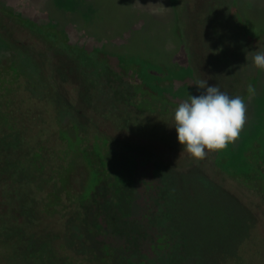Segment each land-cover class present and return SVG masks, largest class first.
I'll use <instances>...</instances> for the list:
<instances>
[{
    "label": "rangeland",
    "instance_id": "obj_1",
    "mask_svg": "<svg viewBox=\"0 0 264 264\" xmlns=\"http://www.w3.org/2000/svg\"><path fill=\"white\" fill-rule=\"evenodd\" d=\"M101 4V14L112 21L98 18L92 24L91 7L81 26L71 10L75 0H0L1 10L55 31L50 42L20 32V19L4 25L0 19V239L17 228L48 235L47 213L81 217L83 195L98 188L93 195L106 211L97 216L104 226L97 248L103 254L105 244L113 247L115 264H264V71L252 63V55L264 51V0ZM11 31L19 32L18 40ZM105 74L126 96L136 93L134 106H122L108 118L114 119L111 134L123 131L140 144L153 138L155 155L127 150L94 126L96 118L102 126L101 108L92 105L101 104L95 90ZM198 79L245 99L247 121L234 144L197 160L177 143L171 114L162 123L155 115L154 121L134 119L147 126L123 128L122 117L139 109L145 91L159 102L153 111L163 113L162 105L176 109L190 94L198 95ZM248 85L256 90L250 101ZM63 152L75 162L61 179L56 204H50V184L27 169L39 172V163L49 169L52 157ZM38 201L48 204L39 212L45 221L25 223L17 213H32L27 209ZM58 238L63 241L56 236L55 243ZM65 240L61 250L70 264H98L77 238ZM124 247L132 251L120 255L117 249ZM6 255L0 251V264L28 263Z\"/></svg>",
    "mask_w": 264,
    "mask_h": 264
},
{
    "label": "trees",
    "instance_id": "obj_2",
    "mask_svg": "<svg viewBox=\"0 0 264 264\" xmlns=\"http://www.w3.org/2000/svg\"><path fill=\"white\" fill-rule=\"evenodd\" d=\"M0 19L2 20L1 23L4 25V24H7L6 21L7 20L9 21L10 19H13L14 21L17 20L16 24H18V19H20V18L15 16L12 13H9L5 10L0 9ZM20 21H21V22H19V26L21 28L20 32L23 30H26L27 33H33V34L36 33V36L46 37V38L50 39V40L48 39L50 42L51 41L54 42V40H53L54 37H51L50 35L55 33V31H52L49 34L48 30L46 29L47 26H49V25H46V27H45V25L37 24L35 22L30 21V23H29L25 19L24 20L20 19ZM9 34L12 36L13 39H17V40L19 39V38H17V35L19 34V32L13 33L11 31ZM58 70H59V68H58ZM105 77L106 78L102 80L104 82V84L105 83L108 84L106 82V80L112 81V77H110V76L108 77L106 74H105ZM100 80H101L100 77L98 79H95V81H100ZM103 82L97 83L98 84L97 87L99 89L97 88V90H95V91H98L99 96H101V100H100L101 104H96L95 103L96 100H93L95 105H92V108L94 107L95 110L98 112L100 111V108H101L100 113H102V114H101L100 121L102 122L101 123L102 126L98 125L99 120H97V118L95 120H92L88 116V119L93 121L94 126L99 127L100 132H102L103 134L110 137L113 141L118 142L119 144L125 146L127 150L136 151L139 155H142L143 157H145L146 155H148V156L149 155H155L157 153L156 150L158 148L155 145L156 140H154L153 138H150V141H148L146 143L140 144V143H137L136 141H134L133 139L126 137L127 135L126 136H125V134L123 135V133H124L123 131H121V133H119L117 135L111 134L110 130L115 129L114 121H113L114 119L109 121L108 118L113 117L116 110L120 109L122 106L124 107L125 110L127 109V105L134 106L133 103H134V98L136 96V93H135V95L134 94L132 95L130 93L129 96H126V94H124V92L121 89H118V88L116 89L111 84H108V87H106V88H102ZM145 92H144V95L142 96V99H140L141 101L143 100V103H141V102H140V104L137 103V105H139V109L138 108L137 109H135V108L129 109L125 112V114H124L125 117H122L121 124L125 125V126H123L124 129H126L127 127H128V129H130L131 127L147 126V123H145V122L137 123V122H135L134 119L140 120V118H141V119H143V121H150V120L154 121L155 115H159V117L161 118L160 122L162 123L166 116H168L170 114H171V116H173L171 111L174 112L175 109L167 107L166 105L165 106L162 105L163 113L162 112L158 113L156 111H153L156 107L159 108V106H160L158 104L159 102H157V101L154 102L152 100V98L147 94V92L146 93ZM127 101H129V103ZM72 109L77 113L80 112V111H78V109L76 110L75 107H72ZM128 111H130L131 114ZM138 114H141V115L138 116ZM78 115H81V114H78ZM170 117H168V118H170ZM131 119H133V120L131 121ZM155 121H158V120H155ZM140 123H141V125H140ZM169 125L174 126V123H170ZM152 127H153V125H152ZM152 127H150V128H152ZM64 152L66 153V151H64ZM64 152L60 156H58V159H57L56 155L54 157H52V164H50L49 169L47 167H44L43 163H39V161H37V162L39 163L38 167L42 168L41 171H39V172L35 171L34 169H32V167H29L27 169L28 173L31 176L34 174L35 176H37L39 181L43 180L46 183V185H47V183L50 184V186H51L50 194H52L53 197L54 196L56 197V191L59 190V188H60L61 179L64 178L66 176V174L69 175L71 173L70 172L71 169L69 167L75 162V160L69 159V157L66 158V155L64 154ZM36 154H37V156H35V158H40V153H36ZM43 160L44 159H42L41 162ZM45 161H48V160H45ZM49 163H51V162L49 161ZM94 171H96V170H94ZM32 172H33V174H32ZM22 173H23V171H22ZM21 175L23 176V174H21ZM41 189H42V187L40 186V190ZM94 192L95 193L100 192V189L99 190H98V188L94 189L92 193H90V194L87 193V194L83 195V196H85V197H83V202L85 203L84 208H87V209H84L82 207L83 213H80L81 217H79L78 214H76V213H70V217H68V218H66L65 216H61L62 213H47L50 221L48 222V224H49L48 226H47V223L46 224L44 223V227L45 226L47 227V232L49 233L48 235H46V236L41 235L42 231L37 232V229L35 232L31 231V232L27 233V232H24L21 228H17L13 233L9 232L5 236L4 239H0V251H2V254L7 253V255H6V257H7V256H9V254H10V256L13 255L10 253L11 250H15L17 252V254L13 255L14 258H18V257L26 258L27 262H28L27 264H70V262H69L70 260H66L68 255H66V253H64L61 249L65 250V247L68 246L67 245L68 242L66 243L65 238L70 239V240H72L73 238H77L81 244L88 247L89 250L90 249L92 250L93 254H91V255H94L98 264H105V262H107L106 264H115L110 257L111 256L110 253L112 251H114L113 247H109L108 244H105L106 246H104V251H103L104 253L103 254H101L102 248L101 249L97 248L100 245L97 242L96 236L99 235L104 229L103 228L104 226L101 224L100 221H98L99 219L97 216H98V213H101L100 211H104V212L106 211V205L101 206V204H100L101 202L98 200L97 196L93 195ZM55 197L53 198V200L51 202H48V203L52 204V202L54 201L53 204H56L57 201H55ZM84 203H81V204L83 205ZM47 205L48 204L45 205L42 202L38 201L37 205L33 204V207L27 209V210H30L32 213H17V215L18 214L21 215L20 217L23 219V221L25 223L31 222V220H33V218L38 219L41 217L39 219V220H41V219H43V214L45 215V213H39V212H42L43 208H45V210H46L48 207ZM41 207H42V209H41ZM53 208L54 207H52V209ZM55 208H56V206H55ZM107 212L110 213L111 218L113 217V218L118 219L117 215L114 212L110 211L109 208H107ZM1 216H3L2 213H0V217ZM99 216L101 219L105 220L104 219L105 216L103 213ZM59 217H63V219H61ZM43 221H45V218L40 222V224L43 223ZM19 223L21 225H23L22 224L23 222H19ZM55 224L58 227H56ZM59 226L62 229H59ZM127 228L128 227H126L124 229L126 234L130 232L129 230H127ZM52 229H56L57 231H55V230L53 231ZM60 232H61V234H60ZM50 234H52V236H50ZM129 235L131 237H133L135 234L129 233ZM56 236L57 237L60 236V238H62L63 241L59 242V238H58V239H56L58 242L55 243V240H53V239ZM129 243H131L130 238H129ZM126 246H128V245H126ZM117 250H120V255H122V254L125 255V254L129 253L130 251H132L131 249L126 248V247H124L123 249H117ZM128 256H129V254H128ZM100 258H101L102 262L100 261ZM51 259H54V261H50ZM65 260L68 262H65ZM6 262H7V260H6Z\"/></svg>",
    "mask_w": 264,
    "mask_h": 264
},
{
    "label": "clouds",
    "instance_id": "obj_3",
    "mask_svg": "<svg viewBox=\"0 0 264 264\" xmlns=\"http://www.w3.org/2000/svg\"><path fill=\"white\" fill-rule=\"evenodd\" d=\"M253 65L264 71V51L252 55ZM198 95H189L174 110L177 143L194 159L203 160L207 153L219 152L234 144L247 121V103L240 96H229L205 79L195 82ZM250 101L256 90L247 87Z\"/></svg>",
    "mask_w": 264,
    "mask_h": 264
},
{
    "label": "crops",
    "instance_id": "obj_4",
    "mask_svg": "<svg viewBox=\"0 0 264 264\" xmlns=\"http://www.w3.org/2000/svg\"><path fill=\"white\" fill-rule=\"evenodd\" d=\"M75 1H76V4H77V8H74V9H71V10L72 11L74 10L75 14L78 16L76 18L78 25L86 26L85 24H86V18H87V15H88L87 13H89V11L91 10V7H92V11L94 12L93 13L94 19H93L92 24H94V25L98 24L95 21L98 18H103V20H105V19L111 20L112 19V17H110V16L105 18V16L103 14H101V9H102V4L101 3L104 0H75ZM89 25H91V23ZM101 27H102V25H101Z\"/></svg>",
    "mask_w": 264,
    "mask_h": 264
},
{
    "label": "flooded vegetation",
    "instance_id": "obj_5",
    "mask_svg": "<svg viewBox=\"0 0 264 264\" xmlns=\"http://www.w3.org/2000/svg\"><path fill=\"white\" fill-rule=\"evenodd\" d=\"M37 24H40V23H37ZM50 25H51L52 27H54V28L56 27V25L53 24V23H51Z\"/></svg>",
    "mask_w": 264,
    "mask_h": 264
}]
</instances>
